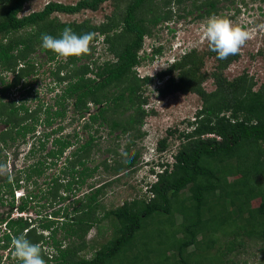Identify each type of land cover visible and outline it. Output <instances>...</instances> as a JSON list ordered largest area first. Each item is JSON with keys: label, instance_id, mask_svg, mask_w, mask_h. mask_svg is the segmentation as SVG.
Segmentation results:
<instances>
[{"label": "trees", "instance_id": "trees-1", "mask_svg": "<svg viewBox=\"0 0 264 264\" xmlns=\"http://www.w3.org/2000/svg\"><path fill=\"white\" fill-rule=\"evenodd\" d=\"M29 1L0 0V124L5 126L0 131V158L8 145L35 134L37 125L50 127L57 118L64 119L71 100L79 118L85 117L92 104L97 110L83 125L89 130L88 139L73 151L72 159L64 161L57 175L45 179L46 189L35 193L27 188L24 196H15V191L26 188V184L41 186L37 179L74 145L72 139L78 137V132L55 136L42 158L18 169L14 176L11 171L10 175L0 176V206L5 208L0 213V230L4 225L0 249L8 250L6 259L13 255L12 240L21 234L41 246L46 264H227L246 248L247 240L264 245V82L258 86L247 71L232 79L227 77L225 70L239 58V53L220 59L209 47L206 53L215 57L217 65L208 74L201 72L204 56L191 50L158 73V78L164 80L158 89L161 95L193 92L200 96L202 105L188 122L189 129H168L166 136L157 140L151 160L170 147V135L179 132L181 142L172 163L160 162L158 172L150 168L149 174L158 176L153 184H146L150 194L109 209L102 204L101 196L110 182L87 183L100 167L119 175L139 163L141 152L134 146L136 140L149 134L143 130L149 113L144 91L153 82L152 76L137 72L147 57L145 37H152L159 24L173 19L174 6L178 7L179 17L193 13L210 17L219 15L223 0H191L189 9V0H78L73 4L49 1L43 9L20 16ZM108 1L113 11L99 24L89 18L62 21L53 16L97 11ZM65 27L77 34L94 32L92 44L103 36L114 58L102 64L86 61L78 65L91 59L89 50L59 61L53 74L59 83L67 81V85L56 96L55 110V104L45 109L40 104L32 110L25 103L6 100L7 93L36 68L32 54L42 50L47 61L56 59L55 53L41 47V35L58 38ZM162 49L156 46L150 53L157 57ZM92 64L95 67L91 68ZM6 71L14 73L11 82L2 75ZM208 76L215 85L211 91L204 87ZM105 124L111 135L117 131L119 135H130L123 152L126 155L107 148L115 153L112 162L105 158L88 166L99 145L97 132ZM94 126L97 128L92 132ZM62 128L36 136L37 143L30 147L28 157L47 149L51 135ZM6 163L5 157L2 164ZM85 184L89 190L75 199L71 210V205H61L44 221L37 212L34 218L32 214L24 216L34 208V198H41L49 206L65 202ZM15 212L21 215L15 216ZM104 221L113 227L111 238L99 248L91 246L90 257L81 254L89 244V231L96 227L101 235ZM3 257L0 254V264H10Z\"/></svg>", "mask_w": 264, "mask_h": 264}, {"label": "rangeland", "instance_id": "rangeland-1", "mask_svg": "<svg viewBox=\"0 0 264 264\" xmlns=\"http://www.w3.org/2000/svg\"><path fill=\"white\" fill-rule=\"evenodd\" d=\"M49 1H61L67 4H73L78 0H31L25 4L20 16L43 9ZM191 4V0L186 1V8L189 9ZM177 8V6H174L176 11L174 12L175 16L172 20L159 24L155 28L153 36H146L144 39L143 47L147 57L142 60V63L138 66L137 72L140 76H152L153 82L146 86L144 91L145 95L148 97V103L145 107L149 113L144 120L143 130L149 132V134L145 135L142 139L136 140L134 146V149H139L141 152L139 163L134 169L127 170L119 175L107 172L103 167H100L97 172L94 173V176L87 181V183L96 182L100 184L110 182V184L106 186L104 194L101 196V202L106 208H115L125 201H130L134 198H143L145 195L149 194L146 192L148 188L145 186L147 178H151L155 181L158 177L150 175L151 166H145L144 163H142L144 162V155H147V148L154 147L158 139L166 136L168 129L177 128L179 131L189 129L188 122L194 119L196 111L201 108L202 99L198 94L193 92H174L166 96L161 95L158 89L160 88L159 86H163L164 80L158 78V73L168 68L183 54V52H190L191 50H196L200 55L204 56V64L201 72L210 74L217 65L215 57L209 56L206 53L209 49L207 42L201 39V25L208 17H198L196 15L197 13H193L192 15L187 14L186 17H179ZM219 8V16L228 19L234 25L241 26L251 31L253 34L252 38L239 52V58L225 70V74L232 79L244 71H247L250 75L255 77L259 86L264 82V0H223L220 2ZM112 11V4L108 1L102 4L97 11L84 10L77 14L54 13L53 16H58L62 21H82L89 18L93 23L99 24L103 22L106 16L111 14ZM180 13H182L181 10ZM156 46L163 47L162 53H160L161 55L157 54V57L152 56L153 53H150L151 49L153 50ZM142 53L143 51L141 50L140 54ZM89 54L91 59H84L80 61L78 65L86 61H96L102 64L105 60L114 58V55L110 51H107V44L103 42V36L99 37L98 41L90 45ZM31 57H34V62H37L36 68L30 75L22 78L20 83L7 93L8 98H6V100L14 99L17 103L25 101L31 109L37 107L38 104H54L57 94L62 93L67 85V81L59 83L53 74L58 62L61 60L64 61V59L56 57L54 61H47L46 54H44L42 50H37ZM20 66H25V64ZM93 66L95 67V65L92 64L91 68ZM66 72L67 71L64 69L62 74L65 75ZM2 75L5 77L6 81L11 82L14 79L13 72L6 71L3 72ZM91 76L93 75L91 74ZM2 86L3 85L0 83V89ZM204 87L208 91L215 88L214 81L210 76L204 81ZM71 102L74 101L71 100L69 102L67 115L64 119L57 118L50 127L37 125L35 134H29L25 141L19 139L8 145L6 150L1 152L4 154V157L0 158V164L3 165L2 161L6 157L7 170L9 172L11 171V174L14 176L18 169L29 166L39 157L42 158L48 149L51 148L52 139L55 136L73 135L75 132H78V137L72 139L75 146L71 149L78 147L81 142H85L88 139L89 130L85 129L83 124L87 122L89 116L86 114V118H79ZM90 107L93 112H96L97 107L95 105L92 104ZM41 117L43 118V116ZM59 126H63L62 130L51 135L47 144V149L43 152H39L35 157L29 158L28 151L34 142L37 143V141H35L37 137ZM96 128L97 126H94L92 132H94ZM109 129L108 124H105L100 127V131L97 132L99 137L97 142L99 145L91 156V160L94 161L88 162V166L93 167L105 158H110L109 160L112 162L115 153L108 152L107 148L118 150L119 153L124 152L125 145L129 141L130 135H119L118 131L111 135ZM38 132L40 134H38ZM178 134L179 132L170 135L168 139L170 147L167 148L166 158L169 160V163H172L169 153L175 151L181 142L178 138ZM0 147H2V145H0ZM69 151L70 150H68L67 153ZM64 160V158H59L56 165L52 166V168L47 167L45 175L37 179V182L41 186L26 184V188H24V190L21 189L18 194H20L22 190L24 193H27V188L29 191L32 190L35 193H39L41 189H46V184L44 183L45 179L54 174L57 175L64 165ZM0 176H2V174H0ZM116 178H119V180L116 181ZM88 190L89 188L87 184H85L76 192H72L65 202H54L50 206L46 204L44 200H41V198H39L38 201V197H36L34 198L35 202L38 201L40 203L36 205H34L35 202L32 203L34 208L29 210L30 213H26L24 216H30L32 214L34 218L37 217V213H39L41 215V221H44L46 217L49 218L52 216L51 214L54 209L59 208L61 205H71V210L75 199L82 196V194ZM41 196L42 195H39V197ZM4 209V207L0 206V213H2ZM14 215L19 216L17 212H15ZM104 224L101 235L98 233L96 227L89 231L86 236V240L89 244L81 254L90 257L92 255V249L101 247L103 243L111 238L113 227L108 221H104ZM1 235L2 231L0 230V236ZM93 242L94 244H92ZM256 242L257 241L254 240H247L246 248H244L242 252L232 256L227 264H260L264 262V245ZM7 252L8 250L5 251L0 249V254L4 255L3 260L7 263L10 262V264H19V261H17L13 255L6 259L5 256Z\"/></svg>", "mask_w": 264, "mask_h": 264}, {"label": "clouds", "instance_id": "clouds-1", "mask_svg": "<svg viewBox=\"0 0 264 264\" xmlns=\"http://www.w3.org/2000/svg\"><path fill=\"white\" fill-rule=\"evenodd\" d=\"M201 33L202 41H206L208 46L217 53L220 59H227L230 55L238 54L253 35L251 31L234 25L228 19L215 14L208 17L201 25ZM95 35L94 32L77 34L71 27H65L58 38L47 33L42 34L41 47L55 53L57 58L67 60L69 57L86 54L90 50V45ZM166 151L167 149L151 160L152 156L156 153V146L154 145L152 148L148 147L146 151L147 155H144V162L142 163L145 166L157 168L158 172L160 171L159 168H161L160 162L169 163V160L166 158ZM174 152L169 153L172 162L174 161ZM121 154L126 155L123 152ZM0 174L10 175L6 165H0ZM150 175L158 177L157 174L151 173ZM155 181L147 178L145 186L148 183L153 184ZM147 188L149 190V187ZM146 192L149 193V191ZM11 243L13 257L19 261V264H46L42 256L41 246L29 241L25 235L21 234L15 237Z\"/></svg>", "mask_w": 264, "mask_h": 264}, {"label": "flooded vegetation", "instance_id": "flooded-vegetation-1", "mask_svg": "<svg viewBox=\"0 0 264 264\" xmlns=\"http://www.w3.org/2000/svg\"><path fill=\"white\" fill-rule=\"evenodd\" d=\"M37 64V63H36ZM21 103H25V105L27 106V107H29V105L28 104H26V102L25 101H23V102H21ZM55 104V103H54ZM71 104L73 105V102H71ZM38 105H40V104H38ZM38 105H37V107H38ZM49 105H51V104H49ZM46 106H48V105H44V109L46 108ZM36 108V107H35ZM74 108V107H73ZM30 109H31V107H30ZM34 109V108H33ZM32 109V110H33ZM55 109H57V105L55 104ZM54 109V110H55ZM93 111H92V108H90V110L86 113L88 116L90 115V113H92ZM82 118H86V117H82ZM1 125V127H0V131H1V129H4L5 128V126H3L2 124H0ZM84 125V124H83ZM38 134H40L39 132H38ZM36 137V136H35ZM75 146V144L73 145V146H71L70 148H68L66 151H65V153H64V156H62L61 158H64L65 160L68 158V157H70L71 159L73 158V151L77 148H74V149H71L72 147H74ZM68 150H70L68 153H67V151ZM64 160V161H65ZM64 163V162H63ZM21 189H23L24 190V188H20V189H17L16 191H15V196L17 195V198H20L21 196H24L25 195V193H24V191L22 190L21 192H20V194H18V192L21 190ZM17 193V194H16ZM3 212H5V209L4 210H2V213ZM62 219V218H61ZM3 230H4V225L2 226V234H4L3 233ZM2 236V235H1Z\"/></svg>", "mask_w": 264, "mask_h": 264}, {"label": "built area", "instance_id": "built-area-1", "mask_svg": "<svg viewBox=\"0 0 264 264\" xmlns=\"http://www.w3.org/2000/svg\"><path fill=\"white\" fill-rule=\"evenodd\" d=\"M18 213V212H17ZM19 215H21V213H18Z\"/></svg>", "mask_w": 264, "mask_h": 264}]
</instances>
